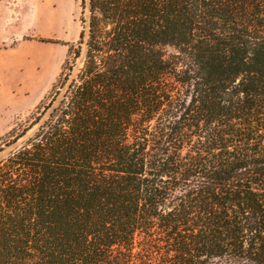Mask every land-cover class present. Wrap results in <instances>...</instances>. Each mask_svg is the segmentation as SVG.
Masks as SVG:
<instances>
[{
	"label": "trees",
	"instance_id": "16d2710c",
	"mask_svg": "<svg viewBox=\"0 0 264 264\" xmlns=\"http://www.w3.org/2000/svg\"><path fill=\"white\" fill-rule=\"evenodd\" d=\"M48 103L0 153V264H264V0H80Z\"/></svg>",
	"mask_w": 264,
	"mask_h": 264
},
{
	"label": "rangeland",
	"instance_id": "374dc122",
	"mask_svg": "<svg viewBox=\"0 0 264 264\" xmlns=\"http://www.w3.org/2000/svg\"><path fill=\"white\" fill-rule=\"evenodd\" d=\"M80 0H0V146L26 126L81 29ZM36 128V127H35ZM0 153V160L31 134Z\"/></svg>",
	"mask_w": 264,
	"mask_h": 264
}]
</instances>
